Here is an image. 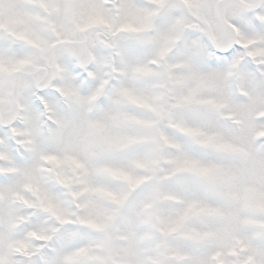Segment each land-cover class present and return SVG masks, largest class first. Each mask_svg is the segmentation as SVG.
Returning <instances> with one entry per match:
<instances>
[{"label":"snow or ice","instance_id":"1","mask_svg":"<svg viewBox=\"0 0 264 264\" xmlns=\"http://www.w3.org/2000/svg\"><path fill=\"white\" fill-rule=\"evenodd\" d=\"M0 264H264V0H0Z\"/></svg>","mask_w":264,"mask_h":264}]
</instances>
